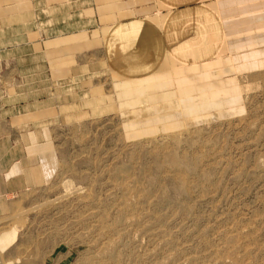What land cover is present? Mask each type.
<instances>
[{"label":"rangeland","instance_id":"rangeland-1","mask_svg":"<svg viewBox=\"0 0 264 264\" xmlns=\"http://www.w3.org/2000/svg\"><path fill=\"white\" fill-rule=\"evenodd\" d=\"M144 15L158 47L124 43ZM178 21L182 45L218 30L213 59L174 58ZM32 100L36 184L0 193V264H264V0H0L7 131Z\"/></svg>","mask_w":264,"mask_h":264},{"label":"crops","instance_id":"crops-1","mask_svg":"<svg viewBox=\"0 0 264 264\" xmlns=\"http://www.w3.org/2000/svg\"><path fill=\"white\" fill-rule=\"evenodd\" d=\"M179 19L180 18L178 16V20ZM131 23L129 24L139 25L143 23L144 25L130 33H124L122 35L125 41L124 43L131 44L133 41H139V44H142L143 46L148 45L151 47H158L157 44L160 42L162 43L161 36L156 34L158 30L156 25L147 19L145 15L142 20H132ZM185 26V24H181V21L180 23L179 21L175 22L172 25V28L176 33L167 36L166 43L171 42L170 48L172 52H170L174 58L179 57L180 59H188L192 63L200 60L201 58H204V60H209L212 57L214 58V55H216L220 49L222 37L219 35L218 30L217 32L216 30L200 31L197 36H194L192 40H189L191 44L187 43L188 45H198L194 49H191V47H185L187 44L182 45V43H186L187 41L184 42L182 39H180L183 35L179 34V32L183 33V29L182 31L180 30ZM197 27L198 26L194 24L191 26V28H193L195 31ZM121 28L122 27L118 25L114 28V30L117 29L119 31ZM197 48L200 50L199 54H201L202 57L197 58L195 51ZM145 63L147 62H145V58L143 57L139 63L140 67L146 69L147 66H145ZM168 76L169 74L167 77ZM165 77L166 76L163 75V72H158L156 74L151 73L148 76L139 78L136 77V79L128 80L132 83L130 86H123V82L119 85V87L123 89L125 88V93L138 91L147 88L149 84L155 86L162 83ZM183 82L184 81L178 80V86ZM5 104L6 105H2L1 103L0 105V193L8 191V189L16 185L19 180L27 182L23 184L24 186H28V184H36V100L28 101L27 103H20L18 106L19 110L13 113V117L17 118V120L19 119V122L18 125H13L11 131H7L4 128L5 120H7L9 117L8 103ZM14 128H17L19 131V136H17L16 133L14 134ZM5 132L6 134H4ZM17 138H21L27 142L24 143V146L20 147L19 144L15 142L17 141ZM9 156H12V158L8 159ZM7 240L8 239L6 237L0 240L3 247ZM16 258L18 261H20V258H22L19 256V252L17 253ZM5 260H8V256L3 259V263Z\"/></svg>","mask_w":264,"mask_h":264}]
</instances>
